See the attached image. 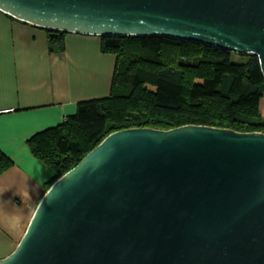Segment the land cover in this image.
<instances>
[{
    "label": "water",
    "instance_id": "95a60500",
    "mask_svg": "<svg viewBox=\"0 0 264 264\" xmlns=\"http://www.w3.org/2000/svg\"><path fill=\"white\" fill-rule=\"evenodd\" d=\"M0 12L252 54L264 79V0H0ZM0 264H264V133L114 131L50 184Z\"/></svg>",
    "mask_w": 264,
    "mask_h": 264
},
{
    "label": "trees",
    "instance_id": "16d2710c",
    "mask_svg": "<svg viewBox=\"0 0 264 264\" xmlns=\"http://www.w3.org/2000/svg\"><path fill=\"white\" fill-rule=\"evenodd\" d=\"M47 33L49 51L62 53L66 33ZM100 51L115 56L108 95L79 102L73 115L28 140L32 155L56 174L45 189L114 131L203 125L264 133L256 56L135 36L103 37ZM8 165L0 152V171Z\"/></svg>",
    "mask_w": 264,
    "mask_h": 264
},
{
    "label": "crops",
    "instance_id": "0c3cea01",
    "mask_svg": "<svg viewBox=\"0 0 264 264\" xmlns=\"http://www.w3.org/2000/svg\"><path fill=\"white\" fill-rule=\"evenodd\" d=\"M46 30L0 12V259L15 248L45 186L56 175L28 140L73 115L79 102L108 95L115 56L96 36L65 34V50L48 49Z\"/></svg>",
    "mask_w": 264,
    "mask_h": 264
},
{
    "label": "rangeland",
    "instance_id": "374dc122",
    "mask_svg": "<svg viewBox=\"0 0 264 264\" xmlns=\"http://www.w3.org/2000/svg\"><path fill=\"white\" fill-rule=\"evenodd\" d=\"M112 55V54H111ZM114 56V55H113ZM259 108L261 112L264 114V99L261 100ZM47 130V129H46ZM44 131V130H43ZM29 220V219H28ZM25 230V229H24Z\"/></svg>",
    "mask_w": 264,
    "mask_h": 264
},
{
    "label": "built area",
    "instance_id": "2783aa9c",
    "mask_svg": "<svg viewBox=\"0 0 264 264\" xmlns=\"http://www.w3.org/2000/svg\"><path fill=\"white\" fill-rule=\"evenodd\" d=\"M10 110H12V109H0V114L9 112Z\"/></svg>",
    "mask_w": 264,
    "mask_h": 264
}]
</instances>
